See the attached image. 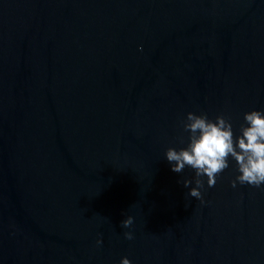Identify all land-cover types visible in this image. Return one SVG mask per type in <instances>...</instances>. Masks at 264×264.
Returning a JSON list of instances; mask_svg holds the SVG:
<instances>
[{
	"label": "water",
	"instance_id": "obj_1",
	"mask_svg": "<svg viewBox=\"0 0 264 264\" xmlns=\"http://www.w3.org/2000/svg\"><path fill=\"white\" fill-rule=\"evenodd\" d=\"M253 109L264 0H0V264H264V190L164 157Z\"/></svg>",
	"mask_w": 264,
	"mask_h": 264
},
{
	"label": "clouds",
	"instance_id": "obj_2",
	"mask_svg": "<svg viewBox=\"0 0 264 264\" xmlns=\"http://www.w3.org/2000/svg\"><path fill=\"white\" fill-rule=\"evenodd\" d=\"M180 127L178 146L167 148L164 157L172 172L180 174L186 168L194 172L192 179L182 181L189 189L188 197L202 200L205 178L207 187H214L217 177L232 162L237 172L231 181L233 188L239 184L264 190V109L245 112L238 129L231 117L220 114L211 118L204 112L187 113ZM132 224L133 217L128 216L121 227L130 228ZM124 238L132 240L134 237L131 232H125ZM102 244L103 239H97L96 245ZM120 264H132V261L123 257Z\"/></svg>",
	"mask_w": 264,
	"mask_h": 264
}]
</instances>
